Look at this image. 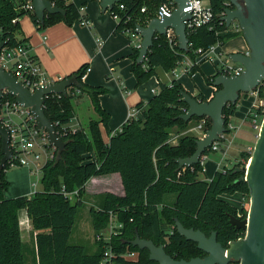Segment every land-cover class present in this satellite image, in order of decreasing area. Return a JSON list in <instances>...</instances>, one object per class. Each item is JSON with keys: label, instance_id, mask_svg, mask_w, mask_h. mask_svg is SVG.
<instances>
[{"label": "trees", "instance_id": "obj_1", "mask_svg": "<svg viewBox=\"0 0 264 264\" xmlns=\"http://www.w3.org/2000/svg\"><path fill=\"white\" fill-rule=\"evenodd\" d=\"M50 1L65 9L66 15H47L44 22H40L35 14L29 13L40 30L60 22L72 25L81 20L79 7L75 3ZM164 1L119 0V5H123L124 9L120 12L122 21L117 24V29L120 30L128 18H131L133 26H147L157 16L158 7ZM21 2L0 0V42H6L7 47L25 43L15 36L19 30V21L13 23L15 18L28 14L17 10ZM210 2L214 18L208 26L188 33L190 47L187 52L179 48L177 38L171 44L166 35L159 34L154 37V44L144 62H137L139 49H133L132 72L138 86L156 76L158 68L169 72L178 66L185 55L195 59L197 49H207L217 42L224 43L242 34L228 33L222 21L225 9L229 7L228 0ZM143 7L147 8L145 12H141ZM117 8L118 5L114 10ZM87 69V65H82L68 76L75 77L77 84L69 88L67 95H51L44 101L45 114L57 131L60 126H68L75 118L73 99L78 93L90 97L99 119L89 122V131L78 128L61 136L65 147L56 160L45 165L41 178L43 191L32 196L6 198L5 193L9 187L6 170L11 164L0 169V264H27L26 252L30 242L33 243L32 264H100L105 251L102 242H98L96 252L90 253L84 246L71 244L70 238L72 228L84 207L87 182L93 177L110 174L120 175L124 194L105 193L98 197L101 200L97 205L99 209L94 210L96 229H106L110 212L114 213L117 220L123 223V228L112 239L114 248L119 252L139 253L137 262L117 257L114 264H157L150 260L148 250H139L128 244V241L135 238L136 232L142 239L152 240L157 246L164 245L166 252L176 260L205 257L206 254L198 248L197 243L188 241L178 233L176 219L186 228L201 230L207 236L216 232L218 242L224 247H228L230 241L243 237L245 232L230 223L229 215H238L236 209L221 196L235 193L250 195L245 181V166L252 152H242V161L230 169L225 167L217 170L211 180L206 178L201 162L180 169L177 160L192 156L199 138L187 133L180 138L178 145H171V129L186 131L191 128V124L201 119L194 117L185 122L178 118L188 109L182 99V85L177 80H173L172 86L161 85L151 99L137 104L140 115L128 119L113 133L109 129L110 114L100 103V96L106 93V89L83 83ZM219 74L217 70L215 75L206 78V82L213 84ZM256 90L258 99H264V80ZM248 95L243 94L244 97ZM11 98L14 99L13 96ZM196 98L206 101L201 95ZM238 102L224 109L227 134L232 132L229 124L237 111ZM263 109L255 107L252 110L263 115ZM252 118L253 115L249 113L247 119L251 121ZM101 124L107 130V141L102 136ZM210 127L211 119L208 118L205 130ZM1 142L0 137V161L3 156ZM211 152L213 150L210 148L205 154ZM63 188L67 192L78 191L75 203L62 193ZM21 210L26 211L32 226L33 241L28 243L23 239Z\"/></svg>", "mask_w": 264, "mask_h": 264}, {"label": "water", "instance_id": "obj_2", "mask_svg": "<svg viewBox=\"0 0 264 264\" xmlns=\"http://www.w3.org/2000/svg\"><path fill=\"white\" fill-rule=\"evenodd\" d=\"M176 8L171 16L152 19L147 26H137V31L142 36L141 48L139 49L138 63L145 61L148 51L154 44L156 34L166 35L167 29L172 28L178 38L179 48L187 52L189 50L186 21L191 18L189 12H185L189 0H173ZM102 10L109 11L119 0H100ZM229 7L225 9L222 21L229 28L232 22L237 21L242 35L248 45L247 52L230 53V59L244 66V71L239 76H227L219 74L215 77L213 86L217 88L210 100L200 101L185 90L181 91L182 99L188 105L185 113L178 118L189 122L192 118L211 119V127L205 136L196 141L197 148L190 157L179 158V168L192 167L201 162L202 156L210 149L214 142L219 141L221 136L227 133L226 119L223 115L228 105H235L241 94H250L258 89L264 80V0H228ZM34 14L40 22H44L47 15H66V10L54 5L50 0H32ZM6 42H0L1 49ZM77 84L75 77H66L60 81L48 83L32 92L23 82L18 81L15 75L6 71L0 65V99L4 90L16 98V101L31 108L37 118L38 127L48 134L51 145L55 146L59 153L65 147L64 141L56 133V127L46 116L44 101L47 95H67L68 88ZM0 137L2 158L0 169H5L13 158L10 148V134L7 128L0 125ZM245 181L250 190V208L248 217L241 219L238 216L229 215L231 225L245 232L241 239L233 240L224 247L217 240V233L207 236L201 230L186 228L178 219L175 226L178 233L188 241L197 243L198 248L206 256L192 258L191 260H176L169 255L164 245L157 246L152 240L142 239L138 232L129 245L148 250L149 258L157 264H264V119L257 135L251 157L245 166Z\"/></svg>", "mask_w": 264, "mask_h": 264}, {"label": "crops", "instance_id": "obj_3", "mask_svg": "<svg viewBox=\"0 0 264 264\" xmlns=\"http://www.w3.org/2000/svg\"><path fill=\"white\" fill-rule=\"evenodd\" d=\"M73 3L77 7H84L83 15L89 21L90 26H84L79 21L72 25L60 22L45 30H40L31 15L25 14L19 17V30L15 36L30 46V55L36 58L51 82L60 81L77 71L82 65H87L90 70L83 76V83L91 87L106 89V93L100 96V103L110 114L109 129L112 132L119 130L126 123L128 113L137 108L138 103L147 102L160 90L161 85H170L175 79L185 91L194 97L201 95L205 100L213 98L217 88L213 84H208L206 78L215 75L218 66L207 61H203L189 74L180 73L178 78H175L171 71L158 68L156 76L138 86L135 74L132 72L133 44L127 36L116 30L117 23L109 11L104 12L102 10L100 0H73ZM97 39L102 42L100 46H98ZM221 50L225 55L235 52L244 53L248 51V45L241 34L226 40ZM177 69L180 70V67ZM83 95L79 94L81 97ZM88 98L89 112L95 117L90 118V121L98 120L99 116L89 96ZM254 102L255 96L253 94H249L247 97L241 94L237 111L230 121L235 129L227 134V138L236 137L241 146L234 150L238 156H231L234 161L232 162V159L227 160L223 164L224 167L242 161L241 153L251 151L254 148L257 136L252 132L253 129L250 131L242 130ZM79 104L77 103V105ZM91 110L94 113H91ZM76 115L75 111V117ZM238 119L241 121L234 122ZM79 121L77 124L68 126L70 128L77 127V125L81 127ZM190 129L186 131H181L178 128L171 129L169 143L178 145L180 138L190 133L188 132ZM100 130L104 140L107 141L109 139L108 133L103 124L100 125ZM200 133L197 131L198 135H195L199 139L202 138ZM217 165L219 166L218 163L211 162L209 168L205 167L208 180H211L215 172L219 170L220 167L218 168ZM109 176L117 178L122 185L119 174L106 175V177ZM106 177H93L90 181L105 183ZM6 179L9 182L8 190L5 193L6 198L33 195L34 177L27 167L10 166L6 170ZM20 219L23 224L26 221L30 223L25 210L20 211Z\"/></svg>", "mask_w": 264, "mask_h": 264}, {"label": "built area", "instance_id": "obj_4", "mask_svg": "<svg viewBox=\"0 0 264 264\" xmlns=\"http://www.w3.org/2000/svg\"><path fill=\"white\" fill-rule=\"evenodd\" d=\"M10 1L20 2V0ZM64 1L66 3L73 2V0ZM117 5L118 8L114 10ZM114 8L112 10H109V12L116 23L119 24L122 21L120 12L124 9V6L119 5L118 2L114 6ZM175 8L176 3L173 0H165L159 5L157 16L155 18L171 16ZM146 9V7H143L141 12H145ZM17 10L24 11L28 14H34L32 0H22L21 4L17 6ZM79 11L81 13V20L79 21V23L84 26H90L89 21L83 15L84 7H79ZM184 11L191 14V18L186 21L187 35L188 33L195 32L201 27L208 26L214 18L210 0H189L188 5L184 9ZM18 21L19 18H15L13 20V23H17ZM137 26H133L131 18H128L124 22V25L120 30H118L116 27V30L118 32L128 37V39L133 44L134 49H140L142 42V36L137 31ZM228 31L229 33H242V30L237 21L232 22V24L228 28ZM166 36L171 44L174 43L175 39L177 38L172 28L167 29ZM97 43L98 46L102 44L99 39H97ZM222 45L223 43L217 42L207 49H197L195 52L197 54L195 59H192L188 55H185L183 60L175 69L171 70V72L173 73L175 78H178L180 73L189 74L194 69H196L203 61H207L216 64L218 66L220 74H224L227 76L241 75L244 71V66L240 63L233 62L228 54L225 55L221 50ZM188 47H190V43H188ZM0 65H2L6 71L12 72L18 79V81L23 82L32 92H35L39 87L45 86L48 83H52L48 80L45 70L41 67L36 58L30 55V46L26 43L19 44L16 47H7V45L3 47L0 53ZM178 67H180V70L177 69ZM89 70L90 69L88 67L87 71ZM172 82L169 86H172ZM250 94H253L258 101L257 104L256 102L253 104L250 110V113L253 115V118L250 122L252 127L259 133L264 119V109L263 115L257 114L252 109H254L255 107L264 108V99H258L257 90H254ZM51 95H58V97L62 96V94ZM51 95H47L45 99L50 97ZM11 97L12 95H10L7 90H4V94L0 99V125L7 128L9 131V145L13 152V158L9 163L11 164V166L27 167L30 170L31 174L33 176H36L37 179L32 184L34 193H36L38 182L41 181L45 165L56 160L59 151L55 146L50 144L47 132L38 127L37 118L33 115L31 108H26L20 105L16 101L15 97L14 99H12ZM139 115L140 110L138 108H134L128 113V119L136 118ZM207 119V117L201 118L198 124L195 127L191 128L188 132L202 130L201 133H203L202 135L205 136V122ZM229 129L234 130L235 128L231 124H229ZM75 130L76 129H72L69 126H60V130H56V133L61 138V136L68 135L70 132H73ZM227 140V133H225L221 136L219 141L213 143L211 149L213 151L222 150L223 148L221 144L222 142ZM205 157L206 154H204L201 158V164L204 166V171ZM62 193L66 197H69V199L71 200L72 198L78 199V191L67 192L65 188H63ZM248 214L246 215V217H248ZM107 228L108 234L106 236L105 233H100L97 236L98 242H102L105 247L104 255L100 264H114V259L117 257L137 262L139 257V253L137 251L119 252L116 248H114L112 239L113 237L118 235V230L123 228V223L119 222L116 215L112 212H110L109 224ZM243 237H240L238 239H241Z\"/></svg>", "mask_w": 264, "mask_h": 264}, {"label": "rangeland", "instance_id": "obj_5", "mask_svg": "<svg viewBox=\"0 0 264 264\" xmlns=\"http://www.w3.org/2000/svg\"><path fill=\"white\" fill-rule=\"evenodd\" d=\"M79 94L77 97H75L73 99V106L75 107V111H76L77 115L74 119L71 120L69 125L77 124L78 120H80L79 122H81V127L86 129V131H89L88 123L90 121V118H95V117H94V115L90 114V112H89V106H88L89 98H88V96L80 94V95H83L81 97V96H79ZM255 102H256V104L258 103L256 97H255ZM77 103H80V104L77 105ZM91 113H94V111L91 110ZM237 121H241V120L240 119L234 120V122H237ZM207 123H208V119L206 120L205 125H207ZM197 124H198V122H195V123L191 124V127L193 128ZM211 124H212V122H211ZM81 127H79L77 125V127H72V128L78 129ZM242 130H245V131L252 130V132L255 133L256 136L258 135V131L252 127L251 122L248 119H247L246 124H243ZM201 131L202 130H200V132ZM203 132H204V130H203ZM202 134L203 133H200L201 136H203ZM190 135H198V134H197V131H192V132H190ZM227 141L228 142L224 141L221 144L223 151L222 150H219L217 152L214 151V152H211L208 155H206V157L204 159V165L206 168H209L211 162H213L215 164L218 163L219 166L218 165L217 166H218V168L220 167L219 169L225 168L223 166L224 162H226L227 160L230 161L231 159L233 162L234 161L233 157L238 156V155H236V151H234V150H236V148L241 146V144L238 142L236 137L228 138ZM252 151H253V149L249 152H252ZM231 156H233V157L231 158ZM221 164H222V166H220ZM233 166L234 165L231 164L230 166H227L226 168L230 169ZM33 177H34V181H36V179H37L36 176H33ZM106 178L107 179H106L105 183L90 181L92 178L87 182L86 190H85L84 207L81 209L79 217L76 220V222L72 228V235L70 238V243L75 244V245L84 246L90 253L96 252L98 250V240H97L98 234L105 233V236L108 234V231H107L108 228L101 229L98 231L96 229V226H95L96 214L94 213V210H95V208L97 210L99 209L97 207V205H99V203H100L99 201L101 200V198H98V197L102 194H105V193H113L116 195L117 194H123L122 185L120 184V181H118L117 178H115L114 176H109ZM203 178H204V176H203ZM37 189H38V192L43 191V185H42L41 181L38 182ZM221 198L226 200L229 204H231L236 209L238 217H240L241 219L246 218V215L248 214L249 208H250V195L249 194L248 195H245L242 193H235L232 195L224 194L221 196ZM76 201H77V198H72L73 203H75ZM170 201H172V198L170 199ZM25 225H28L29 227L25 226ZM24 226H25L24 230H23L24 241H26L27 243L29 241H33L32 234H31V230H32L31 223L26 221V222H24ZM27 248H28V250L26 252L27 264H32L31 262H32L33 243L30 242L28 244Z\"/></svg>", "mask_w": 264, "mask_h": 264}, {"label": "flooded vegetation", "instance_id": "obj_6", "mask_svg": "<svg viewBox=\"0 0 264 264\" xmlns=\"http://www.w3.org/2000/svg\"><path fill=\"white\" fill-rule=\"evenodd\" d=\"M238 216V215H237ZM206 256V255H205Z\"/></svg>", "mask_w": 264, "mask_h": 264}]
</instances>
